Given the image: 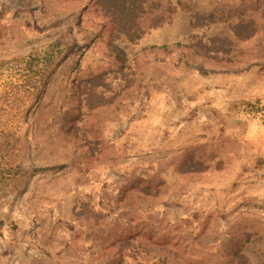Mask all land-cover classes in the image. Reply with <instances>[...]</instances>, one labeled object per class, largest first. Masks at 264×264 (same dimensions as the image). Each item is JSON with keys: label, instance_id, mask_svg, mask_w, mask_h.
I'll return each instance as SVG.
<instances>
[{"label": "rangeland", "instance_id": "374dc122", "mask_svg": "<svg viewBox=\"0 0 264 264\" xmlns=\"http://www.w3.org/2000/svg\"><path fill=\"white\" fill-rule=\"evenodd\" d=\"M128 3L0 0V264H264V0Z\"/></svg>", "mask_w": 264, "mask_h": 264}, {"label": "trees", "instance_id": "16d2710c", "mask_svg": "<svg viewBox=\"0 0 264 264\" xmlns=\"http://www.w3.org/2000/svg\"><path fill=\"white\" fill-rule=\"evenodd\" d=\"M128 5L126 4H117L115 8H120L126 11L129 15H132L131 17L135 16V11L142 9V4H140V1L142 0H128ZM126 15V13H125ZM116 17H122V13L118 11L116 14ZM122 26H124L122 24ZM53 47L54 45L50 46L49 48ZM53 54L54 51H51ZM51 54H47L46 58H43L45 63L51 61L52 57H54ZM33 60V59H32ZM43 61V62H44ZM29 70L31 71V64L27 62ZM39 75L41 73L37 72ZM10 101L11 103H14L16 101ZM13 105H11L8 108H12ZM6 112V109L0 110V117H2V114ZM7 136H9V133H7L6 130H2L0 128V198L4 197L8 194H15V193H21L24 191V187L27 183L26 178L29 176L28 171H24L23 169L19 167H12V165L5 164L7 163V159L10 158V151H6L5 147L7 146Z\"/></svg>", "mask_w": 264, "mask_h": 264}]
</instances>
